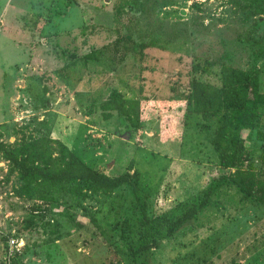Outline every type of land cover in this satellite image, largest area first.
<instances>
[{"label": "rangeland", "instance_id": "374dc122", "mask_svg": "<svg viewBox=\"0 0 264 264\" xmlns=\"http://www.w3.org/2000/svg\"><path fill=\"white\" fill-rule=\"evenodd\" d=\"M91 52L95 58L86 60ZM220 62L257 69L264 92V15L248 18L232 0H0V115L7 125L0 141L12 143L14 127L27 135L36 126L91 167L128 172L149 189L156 231L146 239L155 243L137 264H264V207L233 186L220 188L195 219L167 234L168 223L225 173L209 144L211 131L201 128L205 122L191 116L184 125L179 106L167 100L187 94L194 78L219 84ZM114 88L153 105L145 107L143 132L134 139L97 124L98 104ZM258 112L257 130L264 133V105ZM26 124L29 130L19 128ZM248 147L253 168L264 171V140L253 132ZM19 185L0 156V264L11 236L24 242L16 264H132L115 227L105 241L89 222L94 215L104 225L118 200L60 198L64 203L46 212L60 225L59 239L45 244L54 239L48 231L22 229L38 202L15 197ZM121 202L123 213L129 199Z\"/></svg>", "mask_w": 264, "mask_h": 264}, {"label": "trees", "instance_id": "16d2710c", "mask_svg": "<svg viewBox=\"0 0 264 264\" xmlns=\"http://www.w3.org/2000/svg\"><path fill=\"white\" fill-rule=\"evenodd\" d=\"M232 1L246 12L248 18L264 15V0ZM122 40L118 37L115 45ZM84 58L93 60L95 55L91 52L84 55ZM167 102L170 107L179 106L184 125L188 117H201L205 122L201 128L211 131L209 144L217 158L216 164L225 170V173L193 197L191 204L179 217L168 223L167 234L171 235L185 222L195 219L209 205L212 196L223 187L233 186L245 200L264 207V171L253 168L248 147L253 132L258 140H264V133L257 130L258 105H264V92H259V71L255 68L242 70L220 62L219 84L194 78L187 94L175 93ZM152 106L146 99L128 98L114 88L98 104L97 124L110 134L118 133L131 140L142 134L144 109ZM0 127L6 128L7 125L1 124ZM35 127L27 135L14 127L11 131L14 141H0V156L7 163L8 174L15 173L20 182L14 190L15 197L38 202L32 205L22 229L31 231L40 228L42 232L48 231L54 237L43 242L48 244L59 239L60 225L54 219H47V206L51 210L58 209L64 203H60V198L67 197L78 204L96 197L102 205L118 200L119 209L124 207L121 201L129 199L123 213L116 208L111 217L110 212H107L104 225L94 215L89 217V222L105 241L110 240V233L115 227L118 240L125 246L132 264H137L139 255L155 243L154 238L150 239L151 243L146 239L147 234L152 236L151 233L156 231L150 190L141 186L128 172L103 173L91 167L65 143L47 137ZM19 128L30 129L28 124ZM170 137L169 134L163 135L161 140L166 142ZM58 214H63L76 229L85 226L72 213L59 211ZM111 218L115 220L114 223L110 222ZM17 256L13 257L12 264H16Z\"/></svg>", "mask_w": 264, "mask_h": 264}, {"label": "built area", "instance_id": "2783aa9c", "mask_svg": "<svg viewBox=\"0 0 264 264\" xmlns=\"http://www.w3.org/2000/svg\"><path fill=\"white\" fill-rule=\"evenodd\" d=\"M24 247V242L21 237L11 236L7 238L4 263L12 264V259L16 254H19Z\"/></svg>", "mask_w": 264, "mask_h": 264}, {"label": "crops", "instance_id": "0c3cea01", "mask_svg": "<svg viewBox=\"0 0 264 264\" xmlns=\"http://www.w3.org/2000/svg\"><path fill=\"white\" fill-rule=\"evenodd\" d=\"M12 44H14V43H12ZM3 74L4 73H2V76H3ZM2 114L0 115V124H2L3 122H6V121H4V115L2 116Z\"/></svg>", "mask_w": 264, "mask_h": 264}]
</instances>
